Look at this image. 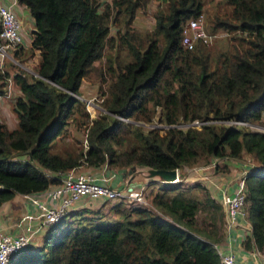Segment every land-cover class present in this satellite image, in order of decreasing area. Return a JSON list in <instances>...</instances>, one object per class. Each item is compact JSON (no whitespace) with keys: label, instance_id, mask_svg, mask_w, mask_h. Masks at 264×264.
Returning a JSON list of instances; mask_svg holds the SVG:
<instances>
[{"label":"trees","instance_id":"16d2710c","mask_svg":"<svg viewBox=\"0 0 264 264\" xmlns=\"http://www.w3.org/2000/svg\"><path fill=\"white\" fill-rule=\"evenodd\" d=\"M147 1L18 0L33 18L27 48L37 50L39 60L33 73L14 62L0 67V96L9 77L21 92L13 105L17 126L0 120V205L55 183L43 169L82 162L124 171L132 165L185 169L220 159L217 170L230 171L227 161L248 153L260 168L245 178L251 227L245 244L264 250V130L209 121L264 125V0H213L216 8L230 6L208 19L209 32L232 34L230 47L217 53L181 44L182 27L202 12L203 0H159L165 6L156 10L154 25L138 33L130 24ZM111 22L123 26L115 36ZM113 41V50L126 47L129 59L112 67L108 58L110 92L105 112L88 127L87 149L53 151L80 103L74 94ZM155 116L170 125L164 133L141 124ZM195 119L207 122L179 125ZM184 181L149 183L153 208L118 202L112 218L74 208L46 228L41 246L22 248L7 264H222L215 245L226 224L224 207L203 183Z\"/></svg>","mask_w":264,"mask_h":264},{"label":"built area","instance_id":"2783aa9c","mask_svg":"<svg viewBox=\"0 0 264 264\" xmlns=\"http://www.w3.org/2000/svg\"><path fill=\"white\" fill-rule=\"evenodd\" d=\"M18 0H9L5 3L0 0V67L3 68L6 58L10 56L11 51L23 44L24 34L23 21L17 14L14 6ZM217 37L215 33L207 31L204 14L191 17L186 20L182 27L181 44L187 49H193L196 44H211L213 38ZM8 87V85H7ZM210 121V120H209ZM235 125L253 124L241 120H214ZM207 120L195 119L192 122H183L179 125H200ZM159 127L170 125H156ZM161 130H164L161 128ZM249 169L244 170L239 176L235 191L224 193L221 197V204L224 207L226 225L237 222L240 216L246 222V175L259 169L260 167L252 162ZM207 165V164H206ZM80 164L67 168L65 170L51 171L43 169L42 171L50 178H55L56 182L50 184L43 190L30 193L16 194L17 201L22 209L19 218L16 220L18 230L14 234L6 233L0 227V264H7L9 258L26 247L31 239L40 231L50 225L57 223L64 215L74 208H85L89 201L97 202L111 199H129L137 203L146 202V193L148 183L145 181L134 180L126 185L122 182L120 168L111 167L108 164H102L98 167L97 173L82 171ZM204 166V165H203ZM215 162H209L206 169L214 168ZM197 178L209 181V175L202 170L204 167H187ZM184 169L176 168L177 178L180 179V172ZM117 183V185H115ZM249 225V223L247 222ZM250 226V225H249ZM222 264H240L232 251H223L215 245Z\"/></svg>","mask_w":264,"mask_h":264},{"label":"rangeland","instance_id":"374dc122","mask_svg":"<svg viewBox=\"0 0 264 264\" xmlns=\"http://www.w3.org/2000/svg\"><path fill=\"white\" fill-rule=\"evenodd\" d=\"M216 1V0H215ZM112 0H102L101 1V5L102 4H107V3H111ZM203 5H204V9L202 10L203 14H204V22H205V26L208 30V19L210 17H212L211 15L213 14V12L216 10L220 13H225L226 11H228L230 9L229 5H222L220 4L217 8L214 6L213 0H203ZM164 4L162 2H159V0H148L144 7L142 8H138L135 11V16L134 19L132 20L130 26L131 28L136 31V32H145L148 29H151L152 26L154 25L155 21H154V14L156 12V10L159 7L164 8ZM122 13L120 15V17H122ZM117 29L119 30H123V26L116 24V23H110V32L109 35H116V31ZM209 31V30H208ZM216 31L215 34L217 35V37L215 39H213L211 44L208 45H203L198 43L197 45L199 47H205L209 50H211L213 53H217L218 50L220 49H225V48H229L230 47V37L232 34H228L226 35L224 33V31H222L221 29H218ZM222 31V32H221ZM114 42V48L111 47H107L104 51L103 56L101 57V59L96 60L94 63V68L91 69V71L89 72V74H87L83 80H82V84L79 90V96H77V98L79 99L80 103L78 104V106L76 107L75 111L72 113V116L68 122V124L65 127V130L63 131V133L55 139L54 144H53V151H58V152H63L65 150H71L73 147H76V150L78 149H82V151L85 150L86 147V135H87V131H88V127L91 124L92 120L99 115L100 113L105 112L104 110V99L107 96V94L110 92V85H111V73L112 71L109 69L110 66V61H108V58H111L113 61L112 63V67H116V65L118 63H121L122 61H125L127 59H129V54L127 51V48L124 47L123 48H117V50H113L116 49L115 48V43L118 44V41H113ZM114 57V58H113ZM11 59H17V56L15 55H10L8 58H6L5 62H4V67H6L7 62L11 61ZM211 62L213 63V60L210 59ZM21 60L16 61L14 60V63L22 68L24 71H26L25 69H27L28 66H22L23 64H21ZM6 63V64H5ZM213 66V64H212ZM29 70V67H28ZM26 72H32L31 70ZM8 87H7V94H4L3 96L0 97V99H4L7 98L9 95H11L10 91L13 90L14 88L11 86V83L8 82L7 83ZM14 95V94H13ZM15 97V95H14ZM16 101V99L14 100L13 98H11V109H12V115L13 117L16 118V114L13 110V105L14 102ZM0 102L2 103L3 101L0 100ZM10 105V102H8ZM193 121V120H192ZM191 121V122H192ZM210 121H214V120H210ZM142 124L146 127H159L156 126L158 125H167L165 123H161L156 119V116L153 118L152 122L151 121H146V122H142ZM253 124V128L257 129V130H264V125L260 124V123H252ZM181 126H183V124H181ZM192 126H199L197 124L192 125ZM166 126H162L160 128H165ZM160 133H164L163 130H160ZM215 163L218 162H222L220 159H213L212 160ZM210 161V162H212ZM223 163V162H222ZM209 163H207L208 165ZM201 165V164H200ZM207 165L204 166H200V167H204V170H202L205 174H209V173H213V169H206L205 167ZM114 167V166H112ZM196 167V166H195ZM114 168H118V167H114ZM80 169L82 171H86V172H90V173H97L99 171V169H96L95 167L86 164L85 162H82ZM189 171L188 168H185L182 173L180 172V178H182L184 181V185H193L192 183L196 182L193 181V177L196 176H189L191 175H195L193 174L191 171ZM199 179V178H197ZM199 181L203 182V185H205L206 187H208L209 185V181L207 180H201L199 179ZM206 182V183H205ZM177 183V182H175ZM163 184V183H162ZM195 193H200L199 190L197 191V189L194 190ZM105 202H110L107 203V205H103L102 202L103 201H97V202H92L89 201L87 203V206L85 207H89L88 209L96 211L97 214H100L101 217H106V218H112L116 216V213L113 210V205L118 204V202H120L119 204L122 205V207H127V208H134L136 206H144V207H152V203H151V197H146V202L145 203H137V201L134 200H129V199H111V200H104ZM153 208V207H152ZM90 210V211H91ZM95 214V213H94ZM94 214L92 213L91 215L94 216ZM202 213L199 212L197 214L198 218L202 217ZM19 218V217H18ZM17 218V219H18ZM16 225V224H15ZM46 229L38 232L32 239L30 242H33L35 240L40 241V243H38L37 245H42V238L44 235V231ZM42 233V234H41ZM41 234V238L36 237L37 235ZM13 256V255H12Z\"/></svg>","mask_w":264,"mask_h":264},{"label":"crops","instance_id":"0c3cea01","mask_svg":"<svg viewBox=\"0 0 264 264\" xmlns=\"http://www.w3.org/2000/svg\"><path fill=\"white\" fill-rule=\"evenodd\" d=\"M1 1L5 3L9 2V0ZM16 3L17 4L14 6V8L23 21L22 32L24 34V41L23 46L15 51L14 54L17 56L18 60L22 61L21 64H23V66H28L29 70L34 71V68L39 60V52L34 50L33 53H30L27 48L32 36L31 34L34 30L33 18L29 14V11L25 5L19 2ZM12 62H7L6 67L9 66V63L14 64ZM28 67L25 69L26 71L28 70ZM9 73L13 74L14 72L9 71ZM10 81L14 91L11 90V95H9L7 98L0 99L3 101L2 103L0 102V120H2L9 129H13L17 126L18 120L17 117L15 118L12 115L11 98L15 100L21 95V92L13 79H10ZM8 102H10V105ZM249 161L256 165V161L248 153L243 154L239 160L232 159L227 161L230 171H218L217 163H215V167L213 168L214 172L208 174L210 178L208 189L217 201L220 202L224 193H232L235 191L236 183L241 173L252 166L248 164ZM189 176L193 177L196 175L190 174ZM192 180L196 182L199 181L197 176L193 177ZM199 182L203 183L202 181ZM115 185H117V183ZM21 209L22 206L17 201L16 196L0 205V227L6 231V233L14 234L17 232L18 227H16L15 223L19 214L21 213ZM222 233V240L217 244L221 250L232 251L236 260L240 264H264V250L257 249L253 243H251L250 247H247L245 244L246 238L250 237L251 227L243 218L239 216L237 218V222L234 224H225V228H223ZM41 234L37 235L36 237L39 236L38 238H41ZM38 243H40V241L35 240L30 242L28 246H34Z\"/></svg>","mask_w":264,"mask_h":264},{"label":"water","instance_id":"95a60500","mask_svg":"<svg viewBox=\"0 0 264 264\" xmlns=\"http://www.w3.org/2000/svg\"><path fill=\"white\" fill-rule=\"evenodd\" d=\"M128 175V176H127ZM124 184L129 183L133 178H137L139 181H146L148 183L154 181H168L172 182L177 178L176 169H159L150 166H130L127 171L122 172Z\"/></svg>","mask_w":264,"mask_h":264},{"label":"clouds","instance_id":"9594fccd","mask_svg":"<svg viewBox=\"0 0 264 264\" xmlns=\"http://www.w3.org/2000/svg\"><path fill=\"white\" fill-rule=\"evenodd\" d=\"M201 13H203V12H201ZM194 17V16H193ZM191 18V17H190ZM186 22V21H185ZM207 29V28H206ZM34 30H35V28H34ZM208 31V30H207ZM209 32V31H208ZM216 32H218V31H216ZM215 32V33H216ZM209 33H211V32H209ZM211 34H213V33H211ZM23 46V44H21L19 47H17L16 49H14L13 51H11V53H10V55H15L14 53H15V51H17L20 47H22ZM14 60H18V59H13L12 61L14 62ZM19 61V60H18ZM23 66V65H22ZM2 68V67H1ZM3 68L5 69V67L3 66ZM34 72V71H33ZM10 79H11V77H9L8 79H7V83L8 82H11L10 81ZM7 83L5 84V86H4V89H5V93L4 94H7ZM11 92V91H10ZM76 97L77 96H79V94H74ZM108 95V94H107ZM3 96V95H2ZM121 119H123V120H126V121H130V119H128V118H123V117H120ZM92 123V122H91ZM138 123H140V122H138ZM141 124H142V122H141ZM91 125V124H90ZM89 125V126H90ZM164 131V130H163ZM59 137V136H58ZM57 137V138H58ZM86 149H87V138H86V147H85ZM85 149V150H86ZM84 150V151H85ZM86 163V162H85ZM81 165V164H80ZM99 167V166H98ZM98 167H95L96 169H98ZM112 167V166H111ZM121 169V171H120V176H121V179H122V182L124 183V179L128 176H126V177H123L122 176V172H124V169H122V168H120ZM176 169V168H175ZM48 170H50V169H48ZM51 171H53V170H51ZM57 171V170H56ZM125 171H127V169L125 170ZM44 173V172H43ZM45 174V173H44ZM181 179V178H180ZM179 179V180H180ZM134 180H138L137 178H133L130 182H132V181H134ZM178 180V181H179ZM139 181V180H138ZM142 181H144V180H142ZM178 181H172V182H168V181H154V182H160V183H163V184H172V183H175V182H178ZM129 182V183H130ZM146 182V181H145ZM148 183V182H147ZM150 183H153V182H150ZM148 185H149V183H148ZM16 196V195H15ZM61 220V219H60ZM45 232V231H44ZM28 246V245H27Z\"/></svg>","mask_w":264,"mask_h":264}]
</instances>
